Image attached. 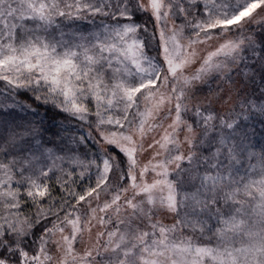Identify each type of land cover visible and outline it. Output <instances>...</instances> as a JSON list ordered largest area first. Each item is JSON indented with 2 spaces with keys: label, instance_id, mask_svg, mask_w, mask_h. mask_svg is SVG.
Masks as SVG:
<instances>
[{
  "label": "snow or ice",
  "instance_id": "6c2138e0",
  "mask_svg": "<svg viewBox=\"0 0 264 264\" xmlns=\"http://www.w3.org/2000/svg\"><path fill=\"white\" fill-rule=\"evenodd\" d=\"M0 116V264H264V0H0Z\"/></svg>",
  "mask_w": 264,
  "mask_h": 264
},
{
  "label": "trees",
  "instance_id": "16d2710c",
  "mask_svg": "<svg viewBox=\"0 0 264 264\" xmlns=\"http://www.w3.org/2000/svg\"><path fill=\"white\" fill-rule=\"evenodd\" d=\"M25 99H26V98H25ZM29 102L31 103V101H29ZM33 107H36V105L33 104ZM40 111H41V114L43 115V114H44V109H41ZM22 115H23V114H22ZM52 115H53V113H51V112L48 113V116L45 117V124H46L48 127L55 129L56 121H53V120L51 119ZM6 118H7V117H6ZM6 118L3 117V116H0V120L6 119ZM29 118H30V115H29ZM21 122H22V121H21ZM74 130H75V129H74ZM79 131L83 134V132L86 131V130H84V129H79ZM256 141H259V142H261V143H264V136H257V137L255 138L254 142H256ZM257 150H258V149H257Z\"/></svg>",
  "mask_w": 264,
  "mask_h": 264
},
{
  "label": "rangeland",
  "instance_id": "374dc122",
  "mask_svg": "<svg viewBox=\"0 0 264 264\" xmlns=\"http://www.w3.org/2000/svg\"><path fill=\"white\" fill-rule=\"evenodd\" d=\"M211 50V49H210ZM197 67L199 66V65H196ZM211 83H212V86L213 87H215V84H216V81H211ZM6 118V117H5ZM84 130H86V129H84Z\"/></svg>",
  "mask_w": 264,
  "mask_h": 264
}]
</instances>
